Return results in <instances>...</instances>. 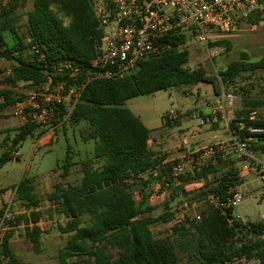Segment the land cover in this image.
Returning <instances> with one entry per match:
<instances>
[{"label":"trees","instance_id":"16d2710c","mask_svg":"<svg viewBox=\"0 0 264 264\" xmlns=\"http://www.w3.org/2000/svg\"><path fill=\"white\" fill-rule=\"evenodd\" d=\"M18 3L8 0L0 4V60L11 62L8 69H0V110L22 97L16 90L19 84L35 88L49 79L53 83L60 81L62 78L49 75L53 63L68 61L77 66L79 79L94 58V44L101 36L89 0H33L32 9L27 13L28 39L25 42L19 33ZM258 22V16L247 21L249 24ZM34 43L43 52L44 61L35 55L25 56L24 51ZM215 44L225 45V54L231 50L226 39ZM187 64V51L174 48L142 61L137 71L128 77L92 80L85 86L68 125L86 124L84 140L94 141L92 156L80 163L82 177L78 183L56 184L46 197L66 221L58 226L59 232L68 235L55 264H69L70 259H75L71 264H179L178 251L194 264H225L239 258L247 259L250 264H264V221L251 223L233 219L228 224L227 217L210 200L224 198L233 187L236 180L233 168L213 181L206 179L229 164L228 159L216 156L199 172L174 177L170 163L161 166L164 157L149 148V130L123 107L127 100L138 96L198 84H210L219 94L218 89H230L239 79H245V75L264 71V56L251 62L242 53L239 60L229 62L216 76L208 74L202 66L189 69ZM67 83L73 82L67 80ZM239 100L243 108L230 126L240 141L252 139L249 145L254 153L262 151L264 132L248 131L249 128L264 129V119H250V114L260 104L245 97ZM165 123L169 121L165 119ZM14 132L13 147L28 138L39 139L46 128L27 123ZM10 159L8 154H2L0 166ZM70 159L67 152L62 165L64 178L69 174ZM199 178L206 180L204 190L195 198L205 204L200 219L181 221L172 227L170 235L154 237L151 225L173 220L169 199L187 195L185 185ZM156 184L160 190H169V199L163 202V211L153 216L155 207L149 205L148 199ZM5 191L0 190V194ZM12 191L13 201L28 210L39 206L40 199L34 193L31 177H22L12 186ZM2 215L0 211V218ZM83 216L89 217L88 224L83 223ZM40 218L41 211L37 209L7 222L10 228L24 224L26 239L34 252L40 248ZM12 236L11 229L1 239L0 264H23L11 252Z\"/></svg>","mask_w":264,"mask_h":264},{"label":"rangeland","instance_id":"374dc122","mask_svg":"<svg viewBox=\"0 0 264 264\" xmlns=\"http://www.w3.org/2000/svg\"><path fill=\"white\" fill-rule=\"evenodd\" d=\"M6 1L8 0H0V4ZM17 1H19L17 9L19 33L21 39L26 42L28 39L27 13L32 9L33 0ZM107 1L89 0L92 9L104 6ZM65 22L67 23V19ZM9 38L8 36V42L11 41ZM227 40L231 45L230 52L224 53L210 62L203 42H199L193 37L186 39L180 48L188 53L186 67L195 69L202 66L208 74L216 76L220 69L227 66L229 62L239 60L242 53H245L251 62L258 61L264 56V21L260 20L258 24H247L246 21H243ZM24 54L27 57H32L28 49L24 51ZM10 65L11 62L0 60V69H8ZM16 90L23 97L32 88L25 84H19ZM220 90L222 88L218 89V91ZM228 90L234 91L237 99L234 105L227 108L232 121L243 108V103H240L239 100L242 97L251 102H259L260 107L255 109L250 117L252 119L258 117L264 119V71H257L249 76L245 75V79H239L236 85ZM228 90L224 89L226 92H229ZM216 96L217 93L212 85L199 84L138 96L127 100L123 107L139 118L151 134L158 133L162 127L169 128L172 144L171 148L166 147L167 149H165L164 147V149L167 151L169 159H173L188 153L187 151L192 152L219 140L226 141L228 139L226 125L222 120H217L212 124L208 123L206 126L198 125V120L206 116L205 112L211 108ZM170 110L174 112L171 125L162 126V117ZM21 124L22 121L16 119L12 114L11 106L0 110V156L6 153L11 157L9 161L0 166V189H6L2 193L4 198L0 199V211L2 213L7 212L11 217L9 221H13L16 216L28 214L31 210L36 211L38 209L41 211L40 227L38 226L42 229L40 248L38 252L33 251L31 244L26 239L24 224H19L13 228H10V224H7L6 221L4 227L0 224V241L4 234L12 229V249L23 264H55L57 253L64 247L68 235L59 232L58 226H63L66 221L56 213L54 207L46 201V197L53 191L54 185L62 184L65 186L75 184L80 180L82 176L80 163L92 156L94 141L84 140L87 132L85 123L66 124L52 131L46 128V133L40 138V143H36L35 148L34 142L37 139L32 138H28L15 148L11 145V140L15 134L14 129ZM192 136H197L201 139L200 142L194 144ZM14 152L19 154L17 159L12 158ZM67 152L71 157V167L68 176L64 178L62 177V165ZM254 154L264 160V150H258ZM207 159H205L204 167L212 161ZM226 160L229 164L224 166L216 175H208L207 181H213L215 177H220L233 168L236 171L233 187L241 195V201L233 209L232 216L242 222L264 221V185L259 180L255 168L247 160L236 159L230 153L227 154ZM24 176L33 179L34 193L40 199L36 209L28 210L22 204L13 201L12 186ZM205 181L204 178L189 181L184 187L187 195L180 194L174 200L168 198V189L160 190L158 184L153 186L152 195L148 199L149 205L155 207L151 214L157 216L161 213L164 209L163 202L168 199L170 200V210L174 214L171 222L150 226L154 237L170 235L172 227L180 221H190L196 215L200 216L205 204L195 198L199 191L204 190ZM210 199L213 201V198ZM136 200H139L138 195H136ZM82 219L84 224H88V216H83ZM178 255L179 264H194L189 262L185 254L180 251H178ZM74 260L70 259L69 264Z\"/></svg>","mask_w":264,"mask_h":264},{"label":"built area","instance_id":"2783aa9c","mask_svg":"<svg viewBox=\"0 0 264 264\" xmlns=\"http://www.w3.org/2000/svg\"><path fill=\"white\" fill-rule=\"evenodd\" d=\"M93 12L101 36L94 44V58L87 71L78 79L77 66L68 61L53 63L49 75L62 79L55 83L49 79L11 105L12 114L23 124H37L50 131L68 124L89 82L128 77L137 71L142 61L174 48L180 50L188 38L193 37L205 44L211 62L226 52L225 45L215 43L227 40L240 23H247L249 18L256 16L259 21H264V0H108L104 6L93 9ZM29 52L44 61V54L38 44H32ZM67 80L73 83L69 85ZM236 101L233 93L223 88L220 90L210 117H201L199 124L222 120L226 125L228 139L217 141L196 152L185 153L177 161L171 162L174 177L199 172L206 158L214 160L218 156L225 160L230 153L236 159L247 160L264 185V160L252 151L249 145L252 139L248 137L240 141L230 126L232 120L227 108ZM248 131L263 133L264 129L249 128ZM18 157V152H14L12 158ZM240 201L241 195L234 187L227 190L224 198L213 200L219 211L227 217L228 224L236 219L232 212ZM199 219L200 216L196 215L191 220ZM9 220L11 217L7 212L3 213L0 218L2 227ZM225 264H250V261L239 258Z\"/></svg>","mask_w":264,"mask_h":264},{"label":"crops","instance_id":"0c3cea01","mask_svg":"<svg viewBox=\"0 0 264 264\" xmlns=\"http://www.w3.org/2000/svg\"><path fill=\"white\" fill-rule=\"evenodd\" d=\"M4 3V2H3ZM2 3V4H3ZM199 85V84H198ZM196 86V85H195ZM179 89H181V88H179ZM218 95L219 94H217V96L215 97V100H214V102L217 100V97H218ZM214 102H213V104H214ZM213 104H212V106H213ZM212 106H211V108L208 110V111H206L205 112V114H206V116H204L203 118L205 119V118H207V117H210V114H211V112H212ZM173 116H174V112L172 111V110H170L169 112H167V113H165V115H163V117H162V119H163V124H162V126H166V125H171V122H172V120L171 119H173ZM164 117H165V119L167 120V121H169V123H165V119H164ZM16 119H19L18 117H16ZM199 121V120H198ZM174 122V121H173ZM176 122V121H175ZM215 122H217V120L216 121H214V122H210L211 124L212 123H215ZM21 125H23V123L21 124ZM198 125L199 126H206V125H208V124H205V125H200L199 123H198ZM150 132V131H149ZM170 130H169V128L168 127H162L161 128V130L158 132V133H154V134H149L150 135V138H149V140H148V142H147V144H148V146H149V148L151 149V150H153L154 152H156L157 154H159L161 157H164V160H163V162L161 163V166H164V164H166V163H170L171 164V162H174V161H177L178 159H179V157L180 156H182V155H180L178 158H173V159H169V157H168V153H167V151L165 150V149H169V148H171V140H170ZM42 137V136H41ZM40 137V138H41ZM218 138H219V135L217 136ZM40 138L39 139H37V141H35L34 142V140H33V142H34V148L36 147V143H40ZM192 140H193V143L194 144H196L197 142H200V140L201 139H199L197 136H192ZM220 141V140H219ZM16 147H18V146H15V148ZM164 147H165V149H164ZM167 147V148H166ZM175 148V147H174ZM179 148V147H178ZM201 148H203V147H201ZM201 148H199V149H201ZM199 149H196L195 151H192V152H196V151H198ZM173 151H174V149H172ZM188 153L189 152H191V151H187ZM185 154V153H184ZM208 160V159H207ZM210 160V159H209ZM183 175H193V174H191V173H186V174H183ZM82 177V176H81ZM81 177H80V179H81ZM80 180H78V182H79ZM77 182V183H78ZM176 185H178L179 184V182L177 181L176 183H175ZM16 185V184H15ZM3 189H5V188H1L0 190H3ZM3 199L4 198V195L1 193L0 194V199ZM211 200V199H210ZM214 200V199H213ZM38 226L40 227V224L38 223ZM41 231H42V229H40ZM13 237V236H12ZM12 237L10 238V240H9V243H10V249H11V252H12V254L14 255V256H16V254H14V252H13V249H12ZM1 242V241H0ZM17 257V256H16Z\"/></svg>","mask_w":264,"mask_h":264}]
</instances>
